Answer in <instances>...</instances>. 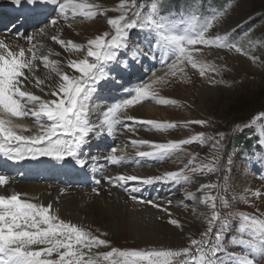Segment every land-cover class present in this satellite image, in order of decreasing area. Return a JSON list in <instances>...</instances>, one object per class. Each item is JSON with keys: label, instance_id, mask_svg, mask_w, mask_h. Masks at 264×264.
Returning <instances> with one entry per match:
<instances>
[{"label": "snow or ice", "instance_id": "snow-or-ice-1", "mask_svg": "<svg viewBox=\"0 0 264 264\" xmlns=\"http://www.w3.org/2000/svg\"><path fill=\"white\" fill-rule=\"evenodd\" d=\"M9 3L18 11L44 17L35 34L13 33L10 29L6 30L5 38H0V154L13 163L48 157L84 171L90 164L99 162L97 156L86 152L95 140H102L105 136L115 139L121 129L135 133L137 125L155 131L180 126L174 121L140 119L128 113L146 100L176 105V100L160 96L159 87L166 86L171 78L178 75L185 76L187 66L209 84L224 83L216 80L222 69L202 59L206 48H228L255 62V57L242 44L230 42L227 32L211 34L215 24L227 14L229 5L197 23L195 14L178 19L158 15L157 2L151 3L147 16L140 11L143 5L137 0H117L112 7L89 0H9ZM109 11L117 14L108 16ZM98 16L105 17L108 31L88 38L85 43L62 38L61 22L76 17L94 20ZM66 26L72 27L71 24ZM15 27L13 25L12 29ZM50 29L55 34H50ZM137 29L147 31L146 47L130 40L131 31ZM8 35H15L16 40L9 41ZM45 36H50L62 51L49 47L47 53L42 52L45 45L37 38ZM20 39H24L28 47L20 45ZM255 43L249 39V44L255 46ZM259 43L264 46V41ZM72 52L78 54L77 58L63 57V53ZM53 56L56 58H51ZM146 60H158L167 71L158 75L157 70L150 69L144 80L125 90L127 98L103 105L104 110L93 120L91 117L98 112L97 101L102 99L105 87H122L120 80L129 75L137 63ZM41 68L46 70L43 77L38 75ZM49 96L52 98H45ZM260 115L264 117V113ZM24 118H33L38 129L33 131L17 122ZM190 123L203 126L208 121L184 122L183 127ZM235 127L243 132L251 124H237ZM225 139L223 131L215 136L200 132L167 142L131 139L127 143L137 149L134 154L123 149L118 152V148L112 146L107 153L98 154L110 166H120L133 155L164 161L193 143L201 146L210 144L216 155L209 163H196V154H193L183 168L165 171L161 175L119 173L104 176L94 181L97 187L91 191L99 196L102 182L120 188L133 204L151 207L166 215L167 222L183 235L184 225L173 218V201L138 195L142 190L140 185L161 183L179 186L191 181L195 175H216L217 181L201 184L200 191H227L233 156L229 155L226 161H222L220 153ZM256 139L264 151V144L259 137ZM142 146L149 150H139ZM260 162L264 163V157ZM9 183V175L0 172V188L4 189L0 193V264H264V211L256 207L254 213L240 212V222L234 225L231 218L237 214L222 216L217 207L218 200L225 207L229 206L222 195L203 197L202 202H210L211 209L210 216L205 217L206 227L198 237L188 233L183 246L124 249L103 238L108 234L99 228L61 218L53 201L37 203L24 198L26 194L19 191L8 193ZM64 191L61 189V195ZM192 195L187 193L186 198L191 199ZM258 200L264 201V188L245 189L246 204L255 207ZM179 206L183 207L184 202ZM156 219H163V216L158 215ZM229 233L240 237L233 246V249L240 248L239 252L223 246ZM101 248L108 250L100 251ZM222 256H227V259H221Z\"/></svg>", "mask_w": 264, "mask_h": 264}, {"label": "rangeland", "instance_id": "rangeland-1", "mask_svg": "<svg viewBox=\"0 0 264 264\" xmlns=\"http://www.w3.org/2000/svg\"><path fill=\"white\" fill-rule=\"evenodd\" d=\"M214 1L215 0H178V3L186 8H189V6L191 5H195L199 8H204L208 2ZM89 2L100 3L104 7H111L117 2V0H89ZM137 2L143 5V8H141L140 11L145 16H147V14L151 11V3L157 2L158 7L160 3L162 10L167 13L162 14L160 9H158V15H163L164 17L168 18V16L170 17L174 14L173 18L178 19L180 17H186L188 15L195 14V16L197 17V23L211 18L220 10L214 8L210 11V13H208L205 11L203 12L199 9L198 12L201 16L196 15V13H194L193 11L189 12L188 10H182L181 12H179V16H176L175 6L172 2H169V0H137ZM109 12L107 13V15L111 16ZM116 14L117 13L113 12V15ZM102 17L103 16H98L92 21H100V23L102 24ZM79 18H77V20ZM92 21L84 25L91 24ZM103 27H100L98 31L92 29L89 31V33H85L86 40L96 34L109 30V27ZM82 30V28L76 30L75 28H73L72 30H69V38L75 41V38L79 37L82 34ZM225 32L229 34L230 42L242 44L246 49H248L251 56L255 57V62H252L251 58H245L243 55H239L234 51H229L228 48H206L204 50L205 55L202 57V59L209 63H214L222 69L219 75H216V80H222L224 81V83L211 84L213 87H219L218 95L216 97H211L210 100L206 103V106H202L199 96L201 95V88L203 86L202 84H206L207 80L201 78L198 72L191 69V67L189 66L190 73L188 72V69H186L185 76L181 77L178 75L175 78H171L170 82L166 86L159 87V94L161 97L174 99L177 101V104L175 106L162 105V107L168 108V114H164L163 111H159L148 116H151L152 120L170 122L174 121L177 122L178 125H181L176 127V129L173 128L174 130L169 129L168 131H163L159 136H156L159 142H164L163 139L180 140L200 132L205 133L206 136H215L220 131L226 133V139L223 141L222 152L220 154L222 157V161H226L227 156L232 155L233 164L229 173L230 180L228 183L230 187L227 191L221 190L219 193L224 197L227 195L228 198L226 199L228 203H233L235 207H225L220 201L217 202V207L220 212L222 210L225 217H227L229 213H236L237 215L235 217H232L231 219H236L235 224H237L241 219L238 215L240 212L254 213L255 208L260 206L258 201H255V207L249 206V204H246L244 202L245 189L249 188L255 190L257 188L264 187V163L260 162L261 158L264 157V151H258L255 155L253 154L252 158H248V152L245 154H241L240 157V155L237 154V150L233 149L234 146L230 144V141L233 139L234 135L238 131H240L235 126L237 124L244 123L252 124L254 129L253 138L259 137L264 143V117H261L260 115L261 113H264V46L259 43L261 41H264V0L232 1L229 4L227 14L223 16V18H221L215 24L214 29L211 30L212 35H223ZM68 36H66V38H68ZM73 37H75V40L73 39ZM49 39H47V46H49L50 48H54V46H52V41L50 40L49 42ZM147 39V31H140L138 29L137 31H131L130 40L133 43L142 44V42H139L138 40L145 41ZM249 39L257 42L255 43V46L249 44ZM86 40L83 42L85 43ZM69 55H71V57L75 56V58H77L78 56V54L75 52L69 53ZM55 58L56 57L53 56V59ZM184 86L187 88V90L179 93L178 87L182 89V87L184 88ZM47 98L51 99L52 97L49 96L46 97V99ZM148 102H153L154 105L155 103H157L155 100H149ZM97 113H94L91 117L93 120L97 119ZM139 116L140 117L138 118L140 119H148V116L144 115V113H141ZM195 120H205L208 121V124L201 126L190 123L186 128L182 125V121L189 122ZM149 135V138L152 139L153 137H155L156 132ZM191 146L195 149H190L185 146V150L180 151L169 158L178 159L172 162V164L177 163L176 165H171L172 170L183 168L185 164L188 163L189 159H191L194 152H196V163H209L216 155V152L211 149L210 144L201 146L198 143H193ZM198 150H204V152L202 151L199 154ZM243 158H245V160H241ZM169 159L164 160L162 165L165 162L169 161ZM164 167L170 168L168 164H166ZM164 167L163 170L160 169L157 170V172H164ZM216 181V175H195L191 181L182 184L184 187H182V185L178 186V194L185 200V203L183 207H179L180 213H173V216L174 218L179 219L184 225L183 235L181 234L180 230L177 229L183 237L181 242L173 238L170 242H156V244L155 242L151 241L152 243H148V240L145 241L139 236H133L125 232L118 235L114 232L108 233L109 238H114L111 241L112 245H117L118 248H122V245L130 246L132 248L138 247L139 249H144L148 246L178 247L183 246L186 243L185 236L188 233H192L194 237H198L199 233L206 227L205 217L210 216L211 214L210 202L208 204L203 203V197L205 195H220L215 189L204 193L200 191V185ZM173 187L177 188V185L173 184ZM184 188L190 189V193L193 194L192 200L188 199L186 201V195L183 193ZM232 196H234L235 198H232ZM164 216L165 218L160 219L159 222L171 226L167 222L168 217L166 215ZM86 227L96 229L93 225H86ZM171 227L176 229L173 226ZM238 238L239 236H236L234 239H232L231 237L229 239L226 238L227 241L225 242L224 246L228 247L229 250L238 251V248L233 249V246L236 244L235 239ZM128 239L130 243L133 242V244H130L129 241H126ZM180 243L182 245H180ZM101 251H105V248H101ZM223 258L227 259V256H222L221 259Z\"/></svg>", "mask_w": 264, "mask_h": 264}, {"label": "bare ground", "instance_id": "bare-ground-1", "mask_svg": "<svg viewBox=\"0 0 264 264\" xmlns=\"http://www.w3.org/2000/svg\"><path fill=\"white\" fill-rule=\"evenodd\" d=\"M86 20L87 19L84 20L81 18L76 20L75 18L74 20L70 19L66 22H61L59 28L62 29V38L68 36L70 32L69 30H72L73 28H75V30L82 28V34L79 37L76 36L77 38L73 37L76 39H74L75 42L82 43L86 40L85 33H89L92 29L98 31L100 27L107 26L105 18H102V24L100 21L93 22L92 20ZM91 21V24L84 25ZM42 22H44L43 16L35 15L27 11H18L12 4L9 3V0H0V38H5L6 30L10 29L13 33L21 32L25 35L35 34L37 28L42 26ZM67 24H71L72 27H67ZM13 25L16 26L15 29H12ZM49 32L50 34H55L54 30L50 29ZM49 37L50 36L37 38L45 45V47L41 49L44 53H47V49L49 48V46H47V39H49ZM68 37H70V35ZM7 39L9 41H15L16 37L15 35H8ZM18 42L20 45L28 47V44L24 39H20ZM147 44L148 43L146 42L144 47H146ZM52 46H54V48H52L53 50L62 51L59 46L53 42ZM63 57L72 58L69 53H63ZM136 65L138 66V70L136 72L132 70L128 75L133 76V78L136 79L133 84L131 82L129 83V77L126 76L124 79L125 83H120L122 87H113L111 85L105 87L101 94L102 99L97 101L99 112L104 110L103 105H110L114 101L127 98L128 92L125 90H130L132 87H135L143 80L144 74L150 69L157 68L158 75H162L165 71H167V68L161 63L158 65L157 61L153 62L151 60H146L143 63H137ZM186 69H188V66L185 70ZM45 74L46 70L41 68L38 75L43 77ZM202 85L199 99L201 105L206 106V103L211 97H216L218 95L219 87H213L208 82ZM178 89L179 93L187 90L185 86L184 88L182 87V89L178 87ZM33 91H36L37 94H41L35 89H33ZM159 111H163L164 114H168V108L161 106V108L158 109L157 106L144 102L130 109L128 114L137 117L141 113H144V115L148 116ZM17 122L25 124L27 127L33 129V131L38 129V125L33 118H24L23 120H18ZM135 127V133L121 129L120 134H118L115 139L105 136L103 141H101V144L95 145V149H93V151L96 152L86 149V152L90 151L92 155L97 156L99 162L94 165L90 164L84 172H87V174L94 181L100 180L101 177L104 176H114L119 173L135 174L139 176L159 175L154 174L149 170V168L154 165L153 163H150L151 160H154L152 158H136L133 155L132 158L124 164L117 167H111L110 165H106L104 163L102 156L98 155L102 154V152H108L110 148V140L114 142V146L118 148V152L120 149H123L129 154H134L137 149L130 143H127V141L131 139H141V131L148 128L141 125H137ZM188 148L194 147L190 145ZM139 150L144 151L143 146L140 147ZM202 151L204 152V150H201V152ZM41 159L42 161H40ZM41 159L38 161L25 160L20 163H10L7 158L0 154V172L8 174L10 178V183L7 186V192L11 193L13 191H19L26 194L24 198L37 203L42 202L47 204L49 201H53L54 208L59 209V215L61 218L70 220L74 223L83 224L84 226L93 225L95 228H99L101 231L107 232V234L115 232V234L119 235L120 233L123 234L125 232L133 236H139L145 241L148 240V243H161L165 241L170 242L173 238L179 242L182 241L183 237L177 229L160 223L159 220L156 219V217L162 213L151 207L133 204L122 189L111 187L107 183L102 182L99 185L100 195L96 196L92 193L91 188L80 189V187L77 186L66 187L64 182L72 184L74 180L71 177H76V174H78L74 171L75 168H73L70 164H63L62 162L51 160L48 157H41ZM78 176H80V174H78ZM58 178H61L64 182ZM140 187L142 190L138 193V195H142L145 198H152L156 200L171 199L173 201L171 209L172 212H177V210H179L177 206L183 202L178 194L175 193L176 188L173 187V184L157 183L154 185H140ZM61 189L65 190L63 195H61ZM3 192L4 189L0 188V193ZM109 193L111 194L109 195ZM58 196L59 200L57 202L56 198ZM258 202L260 207L264 209V201L258 200ZM162 216L164 219L165 216ZM180 245L182 244L180 243Z\"/></svg>", "mask_w": 264, "mask_h": 264}]
</instances>
